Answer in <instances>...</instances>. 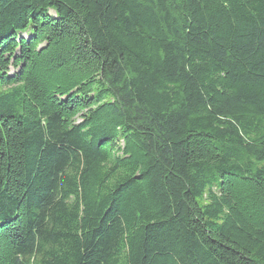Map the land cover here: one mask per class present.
<instances>
[{
    "label": "trees",
    "instance_id": "16d2710c",
    "mask_svg": "<svg viewBox=\"0 0 264 264\" xmlns=\"http://www.w3.org/2000/svg\"><path fill=\"white\" fill-rule=\"evenodd\" d=\"M0 264H264V0H0Z\"/></svg>",
    "mask_w": 264,
    "mask_h": 264
}]
</instances>
